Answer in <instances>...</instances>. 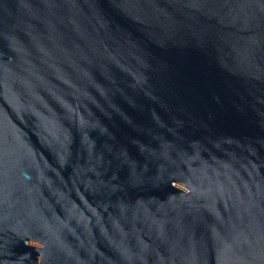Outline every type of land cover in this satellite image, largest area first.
<instances>
[{
  "label": "water",
  "instance_id": "95a60500",
  "mask_svg": "<svg viewBox=\"0 0 264 264\" xmlns=\"http://www.w3.org/2000/svg\"><path fill=\"white\" fill-rule=\"evenodd\" d=\"M0 264H264V0H0Z\"/></svg>",
  "mask_w": 264,
  "mask_h": 264
}]
</instances>
